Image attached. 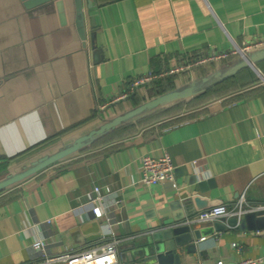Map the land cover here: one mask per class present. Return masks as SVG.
Returning <instances> with one entry per match:
<instances>
[{
	"label": "crops",
	"instance_id": "1",
	"mask_svg": "<svg viewBox=\"0 0 264 264\" xmlns=\"http://www.w3.org/2000/svg\"><path fill=\"white\" fill-rule=\"evenodd\" d=\"M88 2L82 32L72 1L0 0V181L149 99L174 95L0 191V264L101 244L111 227L121 239L118 264H132L123 254L136 237L178 221L199 236L194 252L179 247L181 264H264V229L226 217L220 231L216 220L189 222L242 195L245 206L264 208V48L254 64L241 54L205 60L114 99L150 70L263 40L264 0ZM165 153L174 178L146 183L143 156ZM96 185L107 208L99 218ZM38 239L44 250L34 248Z\"/></svg>",
	"mask_w": 264,
	"mask_h": 264
},
{
	"label": "water",
	"instance_id": "2",
	"mask_svg": "<svg viewBox=\"0 0 264 264\" xmlns=\"http://www.w3.org/2000/svg\"><path fill=\"white\" fill-rule=\"evenodd\" d=\"M72 1L76 8V21L82 32L85 31V14H84V0H67ZM89 8H92L91 0H88ZM92 24H95L94 16L91 17ZM85 35V34H83ZM251 48L245 54H241L244 62H251L254 64L253 52L259 48H264L263 46H257ZM172 93L162 94L160 96L149 99L135 108L115 116L112 120H109L97 130L94 129L88 134L82 135L77 138L76 142L70 146H67L57 152L49 155H45L35 161L31 166L27 167L18 173L11 174L7 178L0 181V191L12 187L19 181L27 178L28 176L36 173L37 171L44 169L46 166L59 161L73 153L82 149L85 143L95 137L96 135L102 134L111 128H116L122 121L134 117L144 112L147 109L157 107L162 104V102L173 96ZM202 184V183H201ZM227 222L230 225H235L239 223L240 228L247 230L251 229H264V208H259L253 211L246 212L241 218L237 216H231L227 218ZM215 229L220 231L226 228L225 222L222 220H216L214 222ZM199 238L197 233L192 229L190 224L183 222H175L168 226L158 228L157 230L150 231L139 235L132 241V245L129 247L130 252L123 254V258L126 260L130 258L132 264H148L149 262H157L158 264H181L180 248H187V252H194L196 250V241Z\"/></svg>",
	"mask_w": 264,
	"mask_h": 264
},
{
	"label": "built area",
	"instance_id": "3",
	"mask_svg": "<svg viewBox=\"0 0 264 264\" xmlns=\"http://www.w3.org/2000/svg\"><path fill=\"white\" fill-rule=\"evenodd\" d=\"M264 39L260 40L256 44L252 45H240L235 44L232 48L228 50L215 51L212 54H209L204 57H197L195 62H182L177 66L171 67L167 70L161 72H154L152 70L148 71L145 74L135 77L130 84V92L121 93L118 95L115 100L127 97L136 90V87L149 82L151 80L165 77L167 74L175 73L180 70L186 69L188 66H192L196 63H200L205 60L224 58L230 55L245 54L251 48L257 46H263ZM143 179L148 184H157L159 182L170 180L174 178V162L169 153L162 154L160 156H154L153 154H145L143 156ZM94 192L91 196L92 202V212L95 217L99 218L104 215L106 212V207L103 204V195L101 194V186L96 185L94 187ZM107 189L111 190L109 186ZM246 198L242 195L237 202L230 206L227 203L221 202L209 208L203 209L198 212L194 217H192L189 222H205V221H215L220 218H228L230 216H237L241 218L246 212L259 209L263 206H245ZM111 227V224H110ZM113 227L110 228V234L104 236V242L98 245L78 249V250H69L60 255L47 256L45 260L41 262H32L29 264H52L56 261H65L69 264H118L120 262L118 245L121 242L120 238H116L113 234ZM34 248L37 250H44L46 247V242L43 239H38L34 242ZM235 245H237L235 243ZM255 260L252 258L241 259L237 262L231 264H252ZM126 264V263H122ZM212 264H226L223 259L216 260Z\"/></svg>",
	"mask_w": 264,
	"mask_h": 264
}]
</instances>
